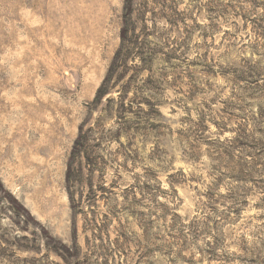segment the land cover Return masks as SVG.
Masks as SVG:
<instances>
[{"label":"rangeland","instance_id":"rangeland-1","mask_svg":"<svg viewBox=\"0 0 264 264\" xmlns=\"http://www.w3.org/2000/svg\"><path fill=\"white\" fill-rule=\"evenodd\" d=\"M0 264H264V0H0Z\"/></svg>","mask_w":264,"mask_h":264},{"label":"trees","instance_id":"trees-1","mask_svg":"<svg viewBox=\"0 0 264 264\" xmlns=\"http://www.w3.org/2000/svg\"><path fill=\"white\" fill-rule=\"evenodd\" d=\"M127 12L129 15L130 14V5L128 7V4H127ZM131 25L129 23V20L125 18L124 22H123V26L121 28V32H120V44H119V48L117 49V51L115 52L111 62H110V65L107 69V72H106V75L104 77V79L102 80L101 84L99 85L96 93H95V97H94V100H93V103L95 105L99 104L103 98H105V96L109 95V93L111 92V90L113 89V84L112 83V80H113V77L114 75L116 74L118 68H125L126 67V64L133 60L134 57L136 55H138V60L140 62V66H139V69H143L145 67H148V63L151 62L150 58H147V56L145 54H140L141 50H137V52H134V44L133 46H130L131 44L128 43V35L131 33ZM130 46V48H129ZM145 55V56H144ZM123 75V72L122 74H120V77H122ZM118 79V77H116V80ZM109 100H106V102H108ZM82 130H83V126L81 125L79 127V133H78V136L74 142V145H73V149H72V153H71V156H74L75 153L78 151V148H81L82 147V143H83V140H84V134L82 135ZM82 170V166H76V167H73L72 166V162H69L68 163V167H67V173H66V184L68 186V184L72 181V178L75 176V172H80ZM69 200L70 202L72 203V198L70 197L69 195Z\"/></svg>","mask_w":264,"mask_h":264}]
</instances>
